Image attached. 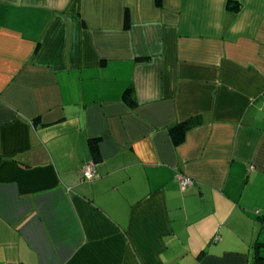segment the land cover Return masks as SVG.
Instances as JSON below:
<instances>
[{"label": "crops", "instance_id": "0c3cea01", "mask_svg": "<svg viewBox=\"0 0 264 264\" xmlns=\"http://www.w3.org/2000/svg\"><path fill=\"white\" fill-rule=\"evenodd\" d=\"M229 1L0 0V264H258L264 0Z\"/></svg>", "mask_w": 264, "mask_h": 264}, {"label": "trees", "instance_id": "16d2710c", "mask_svg": "<svg viewBox=\"0 0 264 264\" xmlns=\"http://www.w3.org/2000/svg\"><path fill=\"white\" fill-rule=\"evenodd\" d=\"M228 8L234 10L235 12L239 11L241 8V4L239 3L238 0L234 1H229L228 3ZM128 17H126V25H128ZM124 97L126 101H128L130 104H136V99L134 96V91L132 88H128L125 91ZM203 121V118L200 116L197 117H192L184 122H181L177 124L176 126L173 127L172 132L176 133L174 135L176 143H181L184 140L185 133L191 129L194 128L195 126L201 124ZM91 150L92 154L94 156V159L97 160L100 157V148H99V138H92L91 139ZM2 159L0 155V160ZM260 248V247H258ZM258 264H264V257L258 255Z\"/></svg>", "mask_w": 264, "mask_h": 264}, {"label": "built area", "instance_id": "2783aa9c", "mask_svg": "<svg viewBox=\"0 0 264 264\" xmlns=\"http://www.w3.org/2000/svg\"><path fill=\"white\" fill-rule=\"evenodd\" d=\"M83 178L84 180H87V181H92L95 178V171H94L93 165L90 164L84 167ZM178 178L181 184L184 186L192 183V179L185 176L184 174H179ZM218 238L219 236H216L215 239L217 240Z\"/></svg>", "mask_w": 264, "mask_h": 264}]
</instances>
